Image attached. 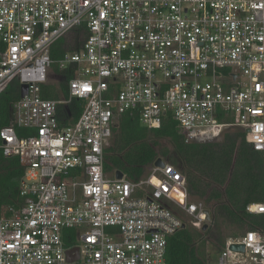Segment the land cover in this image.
I'll return each instance as SVG.
<instances>
[{
    "label": "built area",
    "instance_id": "2783aa9c",
    "mask_svg": "<svg viewBox=\"0 0 264 264\" xmlns=\"http://www.w3.org/2000/svg\"><path fill=\"white\" fill-rule=\"evenodd\" d=\"M76 30L80 50L54 60ZM54 63L73 67L70 99L42 95ZM14 82L29 89L0 148L25 167L23 205L0 220V264H169V237L211 223L206 203L167 162L109 177L105 148L131 113L152 129L171 117L188 142L239 128L264 153V0H0V96ZM73 98L76 120L59 109ZM247 210L264 215V202ZM219 252L215 264H264V227Z\"/></svg>",
    "mask_w": 264,
    "mask_h": 264
},
{
    "label": "trees",
    "instance_id": "16d2710c",
    "mask_svg": "<svg viewBox=\"0 0 264 264\" xmlns=\"http://www.w3.org/2000/svg\"><path fill=\"white\" fill-rule=\"evenodd\" d=\"M68 36L54 45V60L68 52L63 47ZM52 69L60 76V85H43V97L70 99L68 81L73 67L61 70L54 63ZM20 97L18 82L0 96V128L12 124L13 102ZM83 107V101L73 98L59 109L62 114L70 111L76 120ZM224 137L222 141L188 142L171 117L160 128L152 129L143 126L139 116L131 113L122 114L113 128L105 148L104 167L109 177L122 171L129 179L140 181L151 174L155 161L161 157L181 170L191 197L204 201L211 211V223L206 230L187 225L169 237V264H209L207 242L214 241L221 250L229 238L264 227V215L247 210L249 204L264 202V153L255 150L239 128ZM24 173L20 158L6 156L0 148V220L23 205L20 185Z\"/></svg>",
    "mask_w": 264,
    "mask_h": 264
},
{
    "label": "rangeland",
    "instance_id": "374dc122",
    "mask_svg": "<svg viewBox=\"0 0 264 264\" xmlns=\"http://www.w3.org/2000/svg\"><path fill=\"white\" fill-rule=\"evenodd\" d=\"M84 34H86V32L82 31L81 34H77V33H72L70 34L66 40L65 43L63 45L64 49L66 51H75L74 48L77 47V45H81L84 43L85 39H84ZM60 76L57 75L53 69H51L50 71V75H49V83L55 84L58 86L60 85ZM238 128H229L228 132H234L237 131ZM223 138L225 137H221L219 141H222ZM242 234V232H239V234ZM238 234V233H237ZM216 243L214 241H210L207 242V253H208V261L209 264H215L218 261V258L220 256V248H218V246L215 245Z\"/></svg>",
    "mask_w": 264,
    "mask_h": 264
},
{
    "label": "water",
    "instance_id": "95a60500",
    "mask_svg": "<svg viewBox=\"0 0 264 264\" xmlns=\"http://www.w3.org/2000/svg\"><path fill=\"white\" fill-rule=\"evenodd\" d=\"M28 89H29V86L27 84H24L22 86V89H21V97H24L25 95H27L28 93ZM165 161L163 160V158L159 157L156 161H155V166L157 167H164L165 166ZM124 177V173L122 171H117L116 173V178L117 179H122ZM207 215H208V219H210L211 217V214H210V211L207 210ZM208 228V224H205L203 226V230H206ZM232 249L234 250H238V251H244V246L243 245H238V244H233L232 245ZM76 250L77 252H79V250L76 248V249H71V250H68V256H69V261H73L75 260L76 258L79 257V255L77 256H72V252Z\"/></svg>",
    "mask_w": 264,
    "mask_h": 264
},
{
    "label": "crops",
    "instance_id": "0c3cea01",
    "mask_svg": "<svg viewBox=\"0 0 264 264\" xmlns=\"http://www.w3.org/2000/svg\"><path fill=\"white\" fill-rule=\"evenodd\" d=\"M117 173V172H116Z\"/></svg>",
    "mask_w": 264,
    "mask_h": 264
}]
</instances>
